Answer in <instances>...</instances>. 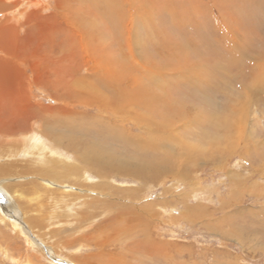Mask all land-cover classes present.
Wrapping results in <instances>:
<instances>
[{"label": "rangeland", "instance_id": "obj_1", "mask_svg": "<svg viewBox=\"0 0 264 264\" xmlns=\"http://www.w3.org/2000/svg\"><path fill=\"white\" fill-rule=\"evenodd\" d=\"M9 1L0 0V38L8 34L6 47L0 42V64L13 60L23 76V97L6 105L4 99L11 98L13 90L0 89V149L19 147L26 133L40 136L52 148L56 147L52 137L66 139L60 145L65 152L61 156L73 164L80 162L85 171L81 173L88 178L66 177L59 166L42 157H36L38 163L22 155L0 161L7 168L0 176L1 202L18 210L29 229L19 231L13 219H0V264L26 260L32 264H264V0H241V4L233 0L220 7L205 0L211 3L208 11L202 10L203 0H112V20L105 19L108 6L103 0H67L64 5L59 0H38L40 5L34 8ZM142 11L148 22L141 30L135 25L142 23ZM124 19L132 34L122 28ZM196 24L201 33L195 36ZM65 25L66 33L61 34ZM206 32L221 40V51L234 46L228 53L237 58L233 67L226 62L219 65L211 55L220 51L219 43L205 45L206 39L202 44ZM237 44H247L249 50L244 53ZM202 47L204 55L213 58L206 64L210 66L201 68L202 73L196 68L191 72L188 67L194 60L183 62L184 49ZM219 66L229 73L223 72L225 87L222 81L210 79L220 72ZM109 84L112 91L106 90ZM133 91L153 97L151 109L164 106L168 121L159 120L162 129L153 131L154 137L136 126L135 116L145 108L135 115L120 107L126 105L123 97L135 95ZM111 92L113 104L105 112L98 101L110 100ZM25 103L47 114L17 116ZM48 107L74 112L77 118H67L60 111L48 113ZM78 116L92 117L100 126L87 125L89 118L77 129ZM227 117L228 125L224 124ZM59 118L62 121L57 123ZM15 120L21 121L22 129L15 128ZM45 120L50 127L45 128ZM65 127L75 130L72 136L67 137ZM120 128L132 136L134 148L147 141L172 158L147 184L120 171L113 173L111 181L100 179L97 170L85 167L82 150L78 157L75 149L79 148L68 146V140L84 141L82 129H88L90 143L99 145L93 151L95 161H109L111 154L117 159L129 157L132 147L108 136L112 129L121 132ZM151 157L156 158L152 152L147 159ZM47 185L55 195L48 196L50 200L44 198ZM131 192L138 205L143 204V209L148 205L152 212L147 232L124 228L112 218L114 200H126ZM59 193L72 198L75 206L58 205Z\"/></svg>", "mask_w": 264, "mask_h": 264}, {"label": "bare ground", "instance_id": "obj_2", "mask_svg": "<svg viewBox=\"0 0 264 264\" xmlns=\"http://www.w3.org/2000/svg\"><path fill=\"white\" fill-rule=\"evenodd\" d=\"M10 1H18V3L19 2H21V3H23V4H25L26 5V7H28V8H34V7H36V6H39L40 5V2L38 1V0H32V1H30V0H10ZM9 1V2H10ZM60 2H59V4L61 5V4H65V2H67V0H59ZM142 1V0H141ZM212 1V0H211ZM239 1H241V0H236V2L235 3H239V4H241ZM243 1V0H242ZM249 1V0H248ZM195 2H196V0H195ZM231 2H233V0H213V3H214V5H216V6H218V7H220V5L222 4V5H226V3H231ZM72 3H74V2H72ZM113 3H115L114 1H112V0H103V4H105V5H107L108 7H106V12H107V16H106V18L104 17V16H102V18L104 19H106V20H112V11H114V4ZM201 4L200 5H202V10L204 11V9L205 10H207L208 11V8L210 7V5H211V3L210 2H206L205 0H203V2L201 1L200 2ZM71 4V3H70ZM132 5H133V3H132ZM200 5H198L197 7H198V9L200 8ZM213 5V6H214ZM243 6V5H242ZM68 7H70V5H68ZM222 7H224V6H222ZM243 7H245L244 9L246 10V12H249V13H251L252 11H249L248 9V7H247V5L246 6H243ZM72 8V7H71ZM225 8V7H224ZM227 8H229V7H227ZM92 9V8H91ZM72 10V9H71ZM97 10V9H96ZM178 9H175V8H173V12H175V11H177ZM243 10V9H242ZM254 11V10H253ZM120 12H122V9H121V11ZM119 12V13H120ZM73 13V12H72ZM205 13V12H204ZM222 13V12H221ZM144 14H145V12L144 11H142V13H140L139 15L141 16V18H142V23L141 24H139L138 25V23H136L137 25H135V26H139L140 28H141V30L143 29L142 28V26L144 25H146L147 24V22L148 21H146V18L144 17ZM233 14V13H232ZM97 15V14H96ZM234 15V14H233ZM237 15V14H236ZM239 15V14H238ZM237 15V16H238ZM99 17H101V15L99 14L98 15ZM124 16V15H123ZM235 16V15H234ZM249 16V15H248ZM122 17H120V19H121ZM153 18V17H152ZM250 18H252V17H250L249 16V18L248 19H250ZM97 19H98V17H97ZM102 19V20H103ZM155 19V18H154ZM99 20V19H98ZM106 20H105V22H106ZM101 21V20H100ZM127 21L128 20H125L124 19V24L122 25V28L126 31V29L128 30V33L130 32L131 34H132V32H131V29H129L130 27H129V21H128V23H127ZM209 22L210 20H206V22ZM212 21V20H211ZM236 21H238L239 22V20L237 19V20H235V22ZM109 22V21H108ZM107 22V23H108ZM112 22V21H111ZM201 22H203V21H201ZM205 22V21H204ZM229 22V21H228ZM184 23V22H183ZM109 24H110V26H107V28H106V30L108 31V34H110V37L112 36V23H110L109 22ZM189 24H191V23H189ZM202 24H204V23H202ZM211 24H213V23H211ZM106 25V24H105ZM205 25H207V24H205ZM214 25V24H213ZM211 26V25H210ZM254 26V25H253ZM65 27H68L67 25H65L63 28H62V30H61V34H65L66 33V30L64 31V29H65ZM146 27V26H145ZM204 27V26H203ZM194 28V30H193V33L195 34V36L196 35H198V34H200L201 33V31L198 29L199 28V26L197 27V24L193 27ZM136 29H138V28H136ZM205 29H206V27H205ZM141 30H139V31H141ZM124 31V32H125ZM127 32V31H126ZM126 34V33H125ZM8 35V34H7ZM6 34H3V36H2V38H0V42H1V44L3 45V46H5L6 47V44H8V36H7ZM128 35V34H127ZM130 35V34H129ZM150 35V34H149ZM109 36V35H108ZM98 37V36H97ZM199 37V36H198ZM217 37H219V33H217ZM11 39H13V38H11ZM16 39V38H15ZM102 39H106V37H105V35L104 36H102ZM108 39V38H107ZM112 39V38H111ZM206 39H207V43L205 44V45H212L213 44V42H216V43H219L220 44V39L218 40V39H212V36L211 35H208V33L206 32V34L204 35V37H202V40H203V43L202 44H204V42L206 41ZM152 40V39H151ZM14 41V40H13ZM234 42V41H233ZM23 43V42H22ZM212 43V44H211ZM235 43V42H234ZM12 44V43H11ZM111 44H112V42H111ZM243 44V43H242ZM129 45V44H128ZM194 45H195V43H194ZM246 46H244V45H236V46H238L239 47V50L240 51H242V52H244V53H246L248 50H249V48H248V45L247 44H245ZM123 46V45H122ZM13 47V46H12ZM23 47V46H22ZM112 48V45L110 46H108V48ZM209 47V46H208ZM222 47L223 46H221V44H220V48H219V50L220 51H218V53H217V51L216 52H214L213 54H211L212 56L215 54V56L217 57V61H218V64L220 65V64H222V63H224V62H226V63H228L231 67H233V65L237 62V58L235 57V56H229V54L228 53H230L231 52V50H233V47H232V49L230 48L229 50H227L226 48H225V52L224 51H221V49H222ZM131 48V47H130ZM237 49V48H236ZM104 50V49H103ZM112 50V49H111ZM185 51H184V54H183V56H181V55H179L178 56V58L181 56V58H183V59H186V60H183V62L184 63H188L187 62V59L189 60V62L191 61L192 62V60H194V63H192V66L191 67H188L189 68V71H191L192 72V70L194 71L195 70V68L197 69V71L198 72H200V73H202L203 71H202V69L201 68H205V67H209L210 65H206V64H208L209 63V61H210V59H213V58H211V55L208 53V54H206V56L204 55V48L202 47L201 49L199 48L198 50H191V49H184ZM203 52V53H202ZM124 53H125V51H124ZM123 54V53H122ZM196 55L197 57H198V59H196L195 60V57H194V55ZM218 55V56H217ZM128 56V55H127ZM101 57V56H100ZM194 58V59H193ZM166 60H168V61H170L167 57L165 58ZM202 59V60H201ZM203 60H206L205 62H203ZM8 61V62H7ZM5 60V64H0V89H4V90H7V91H9V92H11V90H13V93H12V97L11 98H8V99H4V101H6V102H8V100H10L9 102L11 103V102H13L14 101V103H16L15 101H17L18 99L20 100V98H22L23 97V95H22V91H23V76L21 75V73L19 72V70L18 69H16V67H15V65L13 64V60ZM180 62V59H176V62ZM1 63V62H0ZM189 64V63H188ZM14 65V66H13ZM179 65V64H178ZM177 65V66H178ZM197 67H199V68H197ZM215 67H217V66H215ZM214 67V68H215ZM220 67V66H219ZM239 67V66H238ZM254 67V66H253ZM75 68V67H74ZM225 69H226V67L225 66H223V67H220V72L218 73V74H215V75H213L212 77L213 78H210L211 80H213V81H215L216 79H218L219 81H222V84H223V81L224 80H222V78H224L223 76V72H225L226 73V75H227V71H225ZM19 72V73H18ZM178 74V73H177ZM229 74V73H228ZM184 75V74H183ZM206 75H209V74H206ZM180 76V75H179ZM185 76V78L187 79L188 78V76L187 75H184ZM183 77V76H182ZM217 77V78H216ZM105 79V78H104ZM194 79V78H193ZM119 80H121L120 78H119ZM181 79H179V81H180ZM141 81V80H140ZM227 81H228V79H227ZM128 82V81H127ZM135 82V81H134ZM171 82V81H170ZM178 82V81H177ZM183 82V81H182ZM206 82H207V80H206ZM119 83V82H118ZM180 83V82H179ZM179 83H177V84H179ZM221 83V82H220ZM123 84V83H122ZM120 85V84H119ZM106 86H107V84H106ZM223 86L225 87L226 85H224L223 84ZM12 88H14V89H12ZM117 88V87H116ZM115 88V89H116ZM201 88V87H200ZM220 88V87H219ZM199 89V88H198ZM106 90H108V91H112V85H110L109 84V86L108 87H106ZM204 91H206V89L204 88L203 89ZM136 91V90H135ZM135 91H133V93L135 94V95H130V93H128V96L125 98V97H123L124 98V103H126V105L125 106H122L121 104H120V107L121 108H123V109H131L133 112H135V115L137 114V112H139L140 110L142 111V108H145V110H143L141 113H139V114H137L136 116H135V118H136V126H138L141 130L143 129L144 131H145V133L146 134H148V135H150L151 137H154L157 133L156 132H159V130H161L162 129V126H160V125H158V123H160L159 122V120L161 119L162 121H164V120H167L168 121V115L165 113V111H164V106H162L161 105V107L160 106H158V105H156L154 108L155 109H151L150 107L152 106V104H153V102L151 101V98H153V97H151L150 99L149 98H147V97H145V95L143 96V95H137L136 94V92ZM118 93H119V91H117ZM126 92H127V90H126ZM0 93H1V91H0ZM4 93V92H3ZM14 94H18L17 96L15 95L14 96ZM231 94H233V93H231ZM124 94H122V96H123ZM3 96V95H2ZM4 96H5V94H4ZM86 97V96H85ZM18 98V99H17ZM87 98V97H86ZM93 98H94V96H93ZM104 98V97H103ZM117 98V97H116ZM1 99H3V98H1ZM1 99H0V101H1ZM106 99V98H105ZM109 99L110 100H108V101H98V102H101L100 104H99V106H100V109H102V110H104L105 112H108L109 110H111L110 109V107H111V105L113 104L112 103V92H111V95H110V97H109ZM182 99V98H181ZM24 100V99H23ZM102 100V99H101ZM115 101H116V99H115ZM6 103V105H10V103ZM25 102V101H24ZM91 102H93V101H91ZM168 102V101H167ZM167 102H165V103H167ZM1 103V102H0ZM3 103V102H2ZM88 103H90V102H88ZM23 104V103H22ZM93 104V103H92ZM16 105V104H15ZM136 106V108H138V109H133L132 108V106ZM22 106V105H21ZM149 107V108H148ZM16 108H17V106H16ZM5 109V108H4ZM15 109V108H14ZM46 109H49V111H48V113H55L56 111H60V110H56V109H54V108H51V107H48V108H46ZM116 109V108H115ZM11 110V109H10ZM18 110V109H17ZM21 110V112L20 113H18V115L17 116H21V117H23V116H25V117H27V116H33V115H36L37 113H39V114H41V113H43V114H47V112H46V110L45 109H43L42 111H41V108L40 109H38V111H36V110H34L31 106H29V105H27V103H25V105L22 107V109H20ZM40 110V111H39ZM65 110V109H64ZM64 110H62V111H60V112H62V115L64 116V115H68L67 116V118H71V119H76L77 118V115H76V113H72V112H69V111H64ZM136 110V111H135ZM158 110H162L163 112H161V113H163L162 115L160 114V112L158 111ZM5 110H3V112H4ZM9 111V110H8ZM16 111V110H15ZM18 112V111H17ZM1 113V112H0ZM6 113H7V111H6ZM148 113V114H147ZM4 114V113H3ZM7 116V115H6ZM49 116V115H48ZM53 117V116H52ZM79 118H78V120L80 121V124L77 126V127H75V128H77V129H80L81 127H82V125H84V124H87V122H88V119L90 118L92 121H89V123L87 124V125H90V126H92V127H97V126H100L99 125V123H98V121L97 120H95V119H93L92 117H89V116H86V118H83V116H78ZM24 118V117H23ZM132 118V117H131ZM22 119V118H21ZM71 119H70V121H71ZM164 119V120H163ZM22 120H24V119H22ZM73 120V121H74ZM160 120V121H161ZM59 121H62L60 118L59 119H57L56 120V122L58 123ZM213 121V120H212ZM55 122V123H56ZM15 123L17 124L16 126L17 127H15V128H19V129H22L21 127H22V125H20V123H21V121L20 120H15ZM45 123H46V127L45 128H48V127H50L49 125H50V122H49V124H47V122H46V120H45ZM101 123V125H103V124H105V122H100ZM9 124V123H8ZM165 124V123H164ZM224 124H226V125H228L229 124V119H228V117L225 119V121H224ZM68 125H70V127H71V125L72 124H68ZM157 125V126H156ZM226 125H224V126H226ZM161 127V129H160V127ZM88 127V126H87ZM92 127H88V129L90 130V129H93ZM150 127H154L153 129H151ZM66 128V127H65ZM114 128H116V129H119L118 127H114ZM88 129H82V131H86V138L84 139V141H79V142H77V143H72L71 141H69L68 140V146L70 147V148H72V149H74V148H79V149H75V151H76V153H77V155H78V157H80V155H81V150H82V161H83V163H84V165H85V167L86 168H88L86 165H90L91 166V168H92V170H97V171H95L96 173H98V174H100V179H103V178H107L108 179V181H111V180H113V178L111 177V176H113V173L114 172H116V171H120V172H122V173H124V174H130V175H133V176H137V177H140L141 179H143V183L144 184H147L150 180H151V176L152 175H154V173H156L157 171L156 170H158V168H160L163 164H168V162H170L171 160H172V158L170 157V156H168L167 155V157H164L162 154H160V152H159V149H160V147H158V146H152V144L151 143H148L147 141H144V142H139V144H137V146L139 147V149L137 148V147H133L132 146V144H133V138H132V136L131 135H129L127 132H126V130H124V129H121V132H117V131H113V130H115V129H112V134H108V136H110V137H112V139L114 138L115 140H118L119 142H120V144H123L122 146H124V147H127V146H129L130 148H131V155L129 156V157H127L126 155L124 156V157H122V158H119V159H117L116 157H119V156H116L115 154H111V157H113V158H110V160L108 161V160H102L101 159V161H95V155L93 154V151H94V149H97L98 147H99V145H98V143H96V142H92V143H94V144H97V145H93L92 143H90V139H89V136L90 135H87L89 132H88ZM13 130V129H12ZM15 130V129H14ZM81 130V129H80ZM94 130V129H93ZM156 130V132H154V134H152V132L153 131H155ZM28 131V130H27ZM73 131H75L74 129H72V128H66V130H65V134L67 135V137H69V136H72L71 134H73ZM10 132V131H9ZM18 132V131H17ZM46 132L47 133H50V131L49 130H47L46 129ZM101 132V131H100ZM100 132H97L96 131V133H98V135H99V133ZM78 133H79V130H78ZM156 133V134H155ZM160 133V132H159ZM2 134V133H1ZM0 134V135H1ZM6 134V133H5ZM19 134V133H18ZM9 135V134H8ZM7 135V136H8ZM78 135V134H77ZM85 135H83V136H85ZM159 135V134H158ZM37 137H35V138H32L31 137V134L30 133H26V134H22L21 135V144H20V146L19 147H17V148H15V147H12V146H10V145H8V147H4L3 145H2V148L0 149V161H4L5 160V158H7V160H9L10 158L12 159V158H16L17 156H20V155H22L23 157H25L26 158V160H29V161H31L32 163H36L37 161H36V157H42L43 159L45 158V159H47L48 161L50 160V161H53V164L54 165H56V167H60L61 168V170H62V173H64L65 175H67L66 177H73V178H77V177H79V178H81L82 177V179L83 180H87V178H88V175H82V173H81V169H82V171L83 172H85L84 170H83V167L82 168H80L79 167V165L81 164L80 162H79V164H73V163H70L68 160H65V159H63V157L61 156V154H63V152L64 151H62V149L60 148L61 146V144L63 143V142H65V140L66 139H61V138H57V137H52L53 139H54V145L56 146L55 148H52V146L51 145H47V144H45V143H43V140L44 139H42L40 136H38V135H36ZM92 137L93 138H95L96 136L95 135H92ZM72 138V137H71ZM150 138V137H149ZM6 139H7V137H6ZM72 140H73V138H72ZM88 140V141H87ZM143 140V139H142ZM20 141V140H19ZM71 143V144H70ZM119 144V143H118ZM119 144V145H120ZM6 145V144H5ZM98 146V147H97ZM4 148H6V150L4 149ZM105 149V148H104ZM119 149H121V148H119ZM124 149V151H126L128 148H123ZM107 151L109 152V150L107 149ZM107 151H104L103 152V154H108V152ZM121 151V150H120ZM121 152H123V151H121ZM153 153L154 155H155V157L156 158H153V157H151L150 159H147V157L149 156V154L150 153ZM65 153V152H64ZM109 153H111V152H109ZM124 153V152H123ZM139 153H141L142 154V156L141 155H139ZM171 153L173 154V152H172V150H171ZM53 154V155H52ZM55 154V155H54ZM66 155V154H65ZM115 155V156H114ZM119 155H122L121 153L119 154ZM153 156V155H152ZM162 156L164 157V158H162ZM67 157V156H66ZM87 157H89L88 159H87ZM95 157V158H94ZM138 157V159L139 160H135L134 158H137ZM162 158V159H161ZM161 159V160H160ZM7 160H5V161H7ZM38 163V162H37ZM50 168H53V166L52 167H50ZM161 170V169H160ZM6 171H7V168L5 167V166H3V165H1V163H0V176L1 175H4V174H6ZM78 172V173H77ZM81 174V175H80ZM51 176H53V174H51ZM54 177H59V174L58 175H56V176H54ZM158 178V177H157ZM157 180V179H156ZM112 183L110 182V185H111ZM98 185L100 186V184L98 183ZM138 189V188H137ZM1 190H3V189H1ZM43 190H45L46 191V193L47 192H49V191H51L52 189H50V186H46V189H43ZM133 191H135L134 189H133ZM3 192V191H2ZM1 192V193H2ZM136 192V191H135ZM43 194V193H42ZM42 194H40V197H42L43 195ZM60 194V193H59ZM56 195V197L57 196H59V197H57V198H59V200H60V202H57L58 203V205H60L61 206V204H67V205H70V206H75V204H74V202L72 201V198L71 199H68V198H66L65 196H64V194H60V195ZM0 195H3V193L2 194H0ZM52 195H54V193H52V192H49V193H47V195L46 194H44V198H46V196H47V199H49L50 200V198L51 197H48V196H52ZM102 195V194H101ZM138 195V194H137ZM17 198H19V197H21V192H18L16 195H15ZM55 196V195H54ZM67 196H69V197H73L72 195L70 196V195H67ZM14 197V196H13ZM43 198V197H42ZM142 198V197H141ZM11 199V198H10ZM121 200H114V202H115V205L116 206H114V205H112V207H116V211L114 212H112L113 213V216L115 215V217H112L114 220H118L117 222H118V224L120 223V224H123L122 226H124V228L126 227V226H129V227H132V228H138V231L137 232H142V231H144V232H147V226H146V223H147V220H148V218H151V211L149 210V209H147L149 206L148 205H146L147 207H145L144 209L142 208V205L143 204H141V205H138L137 204V200H138V198H137V196L135 195L134 196V192H131L130 194H129V196L126 198V200H124V199H122V198H120ZM39 200V199H38ZM142 200V199H141ZM37 201V200H36ZM56 201V200H55ZM111 201H112V199H111ZM53 202V201H52ZM56 205V204H55ZM66 205V206H67ZM137 205V206H136ZM12 206V205H11ZM66 206H64V207H66ZM43 207H44V205H43ZM77 207V206H76ZM151 207V206H150ZM4 208V209H3ZM40 208V207H39ZM56 209L58 208V206L57 207H55ZM151 209H152V207H151ZM29 210V209H28ZM39 210V209H38ZM71 210H72V208H71ZM41 211V210H40ZM56 210H54V212H55ZM104 211V210H103ZM53 212V213H54ZM5 213V214H4ZM26 213V212H25ZM25 213H23L24 214V218L26 219V216H25ZM36 213V212H35ZM115 213V214H114ZM122 216L123 217V221L121 220L122 218L121 217H119V216ZM125 215H126V217H125ZM28 216V215H27ZM10 218L11 219H13L12 221H14V223H15V225L14 226H16V229H18L19 231H24V232H26L27 230H29V229H27V227L26 226H24L25 224L24 223H26L25 222V220H23V222H22V220H21V218H20V213L18 212V210H14V209H11V208H8V207H6L4 204H2V202H1V199H0V219H2V220H8L9 222H10ZM112 218L111 219H109V220H107V221H105L107 224L109 223V221H111L112 220ZM153 218V217H152ZM9 222H8V224H9ZM23 223V224H22ZM131 225H130V224ZM107 224L104 226V227H106L107 226ZM22 225H23V227H22ZM13 226V227H14ZM102 226V225H101ZM27 233H28V231H27ZM30 234V233H29ZM30 236H31V234H30ZM29 236V237H30ZM29 240H30V238H29ZM151 240V239H150ZM166 244V243H165ZM170 245V244H169ZM159 252V251H158ZM161 252V251H160ZM152 253V252H151ZM169 255V254H168ZM23 264H32L31 262H30V260L29 261H27L26 260V263H23Z\"/></svg>", "mask_w": 264, "mask_h": 264}]
</instances>
